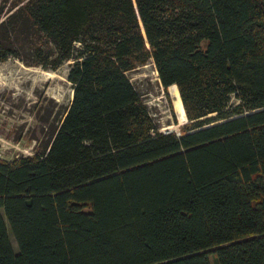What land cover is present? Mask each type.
<instances>
[{"label":"trees","instance_id":"trees-1","mask_svg":"<svg viewBox=\"0 0 264 264\" xmlns=\"http://www.w3.org/2000/svg\"><path fill=\"white\" fill-rule=\"evenodd\" d=\"M8 57L73 93L0 158V264H264V0H0ZM150 59L178 132L127 76Z\"/></svg>","mask_w":264,"mask_h":264},{"label":"rangeland","instance_id":"rangeland-1","mask_svg":"<svg viewBox=\"0 0 264 264\" xmlns=\"http://www.w3.org/2000/svg\"><path fill=\"white\" fill-rule=\"evenodd\" d=\"M69 62L53 70L25 64L16 57L0 61V158L32 154L47 146L72 98L73 85L66 76ZM127 76L160 130L178 132L187 121L185 112L179 114L174 108L173 86H168L166 98L153 61L138 65ZM9 238L16 251L10 232ZM209 259L217 264L214 255L210 254Z\"/></svg>","mask_w":264,"mask_h":264},{"label":"bare ground","instance_id":"bare-ground-1","mask_svg":"<svg viewBox=\"0 0 264 264\" xmlns=\"http://www.w3.org/2000/svg\"><path fill=\"white\" fill-rule=\"evenodd\" d=\"M171 87L173 86L174 89L171 91V95L174 98V108L176 110L177 113L179 114H184V109H183V105H182V101L177 89V86L175 84L170 85ZM73 91V90H72Z\"/></svg>","mask_w":264,"mask_h":264},{"label":"water","instance_id":"water-1","mask_svg":"<svg viewBox=\"0 0 264 264\" xmlns=\"http://www.w3.org/2000/svg\"><path fill=\"white\" fill-rule=\"evenodd\" d=\"M168 88V87H167ZM73 90V89H72ZM169 130H165V132H168Z\"/></svg>","mask_w":264,"mask_h":264}]
</instances>
